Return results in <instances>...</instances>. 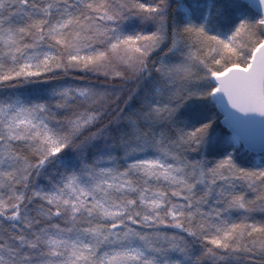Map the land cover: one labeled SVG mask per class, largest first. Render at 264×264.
<instances>
[{"label": "snow or ice", "instance_id": "obj_1", "mask_svg": "<svg viewBox=\"0 0 264 264\" xmlns=\"http://www.w3.org/2000/svg\"><path fill=\"white\" fill-rule=\"evenodd\" d=\"M0 264H264V0H0Z\"/></svg>", "mask_w": 264, "mask_h": 264}]
</instances>
